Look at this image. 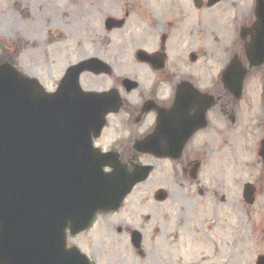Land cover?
<instances>
[{
	"label": "flooded vegetation",
	"instance_id": "flooded-vegetation-1",
	"mask_svg": "<svg viewBox=\"0 0 264 264\" xmlns=\"http://www.w3.org/2000/svg\"><path fill=\"white\" fill-rule=\"evenodd\" d=\"M210 2H91L102 9L103 20L90 28L88 57L100 58L104 66L94 63L80 81L86 92L107 93L117 109L97 135L91 133L97 152L117 154L130 171L137 164L148 167L143 183L155 206L173 197L193 209L197 199L210 195L220 222V202L231 204L224 193L229 183L242 184L246 206H251L244 195L247 184L254 185L256 200L264 185V0ZM41 123L34 124V133L43 145L49 135ZM46 149L53 156L49 144ZM246 171L258 174L247 180ZM124 207L99 212L83 232L68 231V247H78L99 264L98 248L87 236L98 222L106 249V232H126L135 247L133 231L139 229L130 223L133 219H121L118 211ZM181 211L182 221L187 212ZM246 217L255 219L251 211Z\"/></svg>",
	"mask_w": 264,
	"mask_h": 264
},
{
	"label": "water",
	"instance_id": "water-1",
	"mask_svg": "<svg viewBox=\"0 0 264 264\" xmlns=\"http://www.w3.org/2000/svg\"><path fill=\"white\" fill-rule=\"evenodd\" d=\"M92 62L103 64L88 58L70 66L55 93L11 62L0 63V264H91L77 247L67 248L68 228H88L96 212L116 210L147 179L149 169L131 173L115 154L91 146L90 134L113 110L107 94L80 87L79 77ZM45 120L49 143L42 145L34 124L45 128ZM106 164L112 173L104 172ZM251 192L248 186L246 195ZM257 261L264 264V255Z\"/></svg>",
	"mask_w": 264,
	"mask_h": 264
},
{
	"label": "rangeland",
	"instance_id": "rangeland-1",
	"mask_svg": "<svg viewBox=\"0 0 264 264\" xmlns=\"http://www.w3.org/2000/svg\"><path fill=\"white\" fill-rule=\"evenodd\" d=\"M93 1L0 0V57L11 56L20 70L55 90L65 69L91 54L90 28L103 19ZM251 2L244 0V5ZM245 173L247 180L258 174ZM240 185L234 181L224 190L231 204L220 202V222L210 195L197 199L193 209L173 197L155 206L148 184L139 185L118 213L123 220L133 219V227L144 233V255L130 244L126 232H106V249L98 222L87 236L98 248L99 264H256L264 253V185L251 206L243 203ZM182 209L187 219L181 221ZM249 211L255 219H246Z\"/></svg>",
	"mask_w": 264,
	"mask_h": 264
},
{
	"label": "trees",
	"instance_id": "trees-1",
	"mask_svg": "<svg viewBox=\"0 0 264 264\" xmlns=\"http://www.w3.org/2000/svg\"><path fill=\"white\" fill-rule=\"evenodd\" d=\"M1 61H8V62L10 61V62H13L15 64V62L13 61V59L11 58V56H8V57H5L4 56L2 58L0 57V62Z\"/></svg>",
	"mask_w": 264,
	"mask_h": 264
}]
</instances>
